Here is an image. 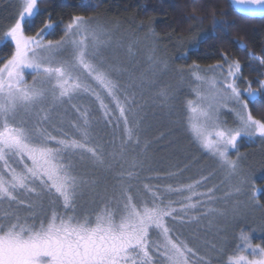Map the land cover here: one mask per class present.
Masks as SVG:
<instances>
[{
    "label": "snow or ice",
    "instance_id": "1",
    "mask_svg": "<svg viewBox=\"0 0 264 264\" xmlns=\"http://www.w3.org/2000/svg\"><path fill=\"white\" fill-rule=\"evenodd\" d=\"M228 4L219 15L264 20V0ZM73 7L87 11L97 5L80 0ZM41 14L39 0H18L13 22L0 34V47L13 46L0 64V264H214L212 254L226 256L215 264H264V242L253 243L255 229L239 227L228 252L226 237L219 244L197 242L198 236L189 239L177 227L200 215L226 216L213 205L240 194L248 183L239 144L264 141V80L258 89L252 82L242 89L240 61L227 53L206 68L194 62L184 127L216 160L224 179L206 187L212 173L191 183L176 179L175 172L144 176L153 169L145 167L137 97L168 70V62L152 58L149 72L139 76L111 62L105 56L114 43L111 30L83 13H72L64 23L48 10L43 26L27 34ZM212 15L210 30L181 38L177 59L197 51L209 35L227 31L228 22ZM61 24L63 35L49 39ZM233 43L246 49L241 40ZM177 71L183 80V69ZM83 96L94 98L106 125L119 130L107 147L93 134L89 110L73 103ZM157 96L167 103L172 93L161 88ZM250 105L258 107L260 118ZM69 107L75 118L66 119ZM222 109L233 114L234 126L221 120ZM86 160L103 172V184L81 171ZM232 216L238 222L239 213L233 210Z\"/></svg>",
    "mask_w": 264,
    "mask_h": 264
},
{
    "label": "rangeland",
    "instance_id": "2",
    "mask_svg": "<svg viewBox=\"0 0 264 264\" xmlns=\"http://www.w3.org/2000/svg\"><path fill=\"white\" fill-rule=\"evenodd\" d=\"M18 0H9L7 5L0 9V31L8 21L13 19L17 10ZM96 19L106 28L110 29L113 36V46L105 49V56L118 66L127 68L130 72L139 76L142 73H148L152 65V58L166 60L168 62V70L157 73L156 83L143 91V95H138L137 100L143 106V121L141 123V148L147 145L146 165L153 169L151 172H144V176H155L157 172L163 177L166 173H178L176 179L185 183H191L193 180H199L202 176L210 177L206 187L213 184H220L224 179V173L218 168L216 160L202 150L196 144L191 135L184 127V109L188 99L192 98L189 88L190 68H185L175 62V56L172 52L171 41H159L151 33L146 31L143 26L128 21L110 20L103 16L95 15ZM153 32V31H152ZM231 60V58H229ZM183 69V80L181 73L177 69ZM206 68V67H201ZM242 77V76H241ZM26 79L31 82L32 77L27 76ZM122 79H127L125 74ZM242 79V78H241ZM264 80V79H261ZM260 81V80H259ZM249 80L241 83L243 89L247 87ZM161 88H168L171 93V99L167 103H163L157 96V92ZM255 89V88H254ZM82 108H86L90 112V119L93 124V134L97 140L108 146V142L113 140V134L119 136V130L114 129L110 125H106L103 114L99 109V105L94 98L83 96L74 100ZM65 107H68L67 105ZM74 113L69 107V113L66 119L75 118ZM220 118L227 122V126H234V116L227 109H222ZM253 141L240 142L239 147L244 143H254ZM116 143L119 144L117 138ZM232 153L235 150H231ZM241 156V168L247 177L248 183L243 186V191L228 199L226 202L218 200L213 207L224 209L227 211L226 216L216 214L200 215L197 220L185 221L184 224H177L179 230L185 237L192 239L193 234L200 238L197 242L209 240L212 242H221L220 237H226L228 248L234 243L233 236L238 233L239 227L255 229L252 232L253 243L254 238L264 235V211L260 209V204L256 196L260 194L261 188L255 187L257 191L253 192L254 187V165H244ZM235 159L236 157H233ZM81 171L98 177L101 183H104V174L102 171L93 169L90 161H83L79 164ZM155 182V181H153ZM170 181H161L166 183ZM225 190H227L226 186ZM205 187H201L198 191H205ZM221 195V193H217ZM255 195V199L253 196ZM233 210L239 213L238 222L233 220ZM203 212V209L201 210ZM193 215H196L193 213ZM220 233L218 236L217 233ZM202 254L204 249H201ZM214 264L218 259H226L217 257L212 254Z\"/></svg>",
    "mask_w": 264,
    "mask_h": 264
},
{
    "label": "trees",
    "instance_id": "3",
    "mask_svg": "<svg viewBox=\"0 0 264 264\" xmlns=\"http://www.w3.org/2000/svg\"><path fill=\"white\" fill-rule=\"evenodd\" d=\"M9 0H0V9L5 7ZM41 15H39L33 28L27 34L34 35L43 26V21L52 10L53 18L57 21L63 19L67 23L72 13L84 15H98L112 20L133 22L144 27L159 41H171L175 62L185 68L195 62L200 67L215 64L221 59V53H227L231 59L240 61L242 67L241 83L246 80L252 82V87L259 88L258 81L264 79V20L238 19L233 15L221 16L222 12L229 9L228 0H93L97 5L95 9L87 11L73 7L80 0H39ZM63 5L62 7H55ZM193 9L196 11L194 12ZM213 13L216 19H224L230 25L226 32H217L200 45L197 51L191 52L186 59H177L183 51L181 38L187 39L201 30H210ZM16 14V13H15ZM14 20L11 19L0 31L6 30ZM63 24L49 39L58 40L63 35ZM194 29V31H192ZM153 31V32H152ZM241 40L246 44V49L241 50L233 41ZM13 51V46L0 47V64L8 59ZM253 114L260 118L262 113L258 107H253ZM239 154L243 157L244 165H254V187L261 188L256 196L260 209L264 211V141L259 138L251 144L244 143L239 147ZM236 157L235 151L232 153ZM259 244L264 242V235L254 238Z\"/></svg>",
    "mask_w": 264,
    "mask_h": 264
}]
</instances>
